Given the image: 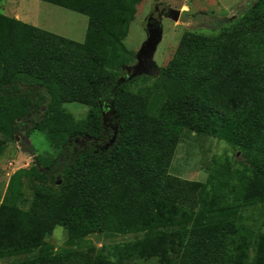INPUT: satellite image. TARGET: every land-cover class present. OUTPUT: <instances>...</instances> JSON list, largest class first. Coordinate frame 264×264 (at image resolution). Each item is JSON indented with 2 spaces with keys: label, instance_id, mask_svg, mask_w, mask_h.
<instances>
[{
  "label": "trees",
  "instance_id": "16d2710c",
  "mask_svg": "<svg viewBox=\"0 0 264 264\" xmlns=\"http://www.w3.org/2000/svg\"><path fill=\"white\" fill-rule=\"evenodd\" d=\"M40 1L87 16L88 28L79 43L0 13V156L21 119L58 150L12 175L0 204V259L51 251L46 239L63 227L68 246L95 234L144 233L73 250L65 264H264V231L218 220L264 205V0L215 35L186 31L159 68L157 93L128 90L147 75L117 86L136 59L124 39L142 0ZM109 90L117 135L106 148ZM70 103L90 107L87 117L76 119ZM185 131L226 142L241 167L216 163L205 182L171 175ZM79 138L91 142L75 150Z\"/></svg>",
  "mask_w": 264,
  "mask_h": 264
},
{
  "label": "rangeland",
  "instance_id": "374dc122",
  "mask_svg": "<svg viewBox=\"0 0 264 264\" xmlns=\"http://www.w3.org/2000/svg\"><path fill=\"white\" fill-rule=\"evenodd\" d=\"M257 0H142L136 6V14L131 22L124 44L131 53L137 54L148 38L147 27L152 18H160L163 27L162 40L153 55V65L147 78H139L130 83L128 90L139 93L151 89L157 93L156 78L159 68L166 67L173 58L179 42L186 31L211 36L219 29L227 26L231 19H238L245 14ZM181 11L178 22L165 16L168 9ZM0 13L14 17L22 15V21L36 25L38 28L82 43L85 40L88 17L71 10L58 7L40 0H0ZM15 18V17H14ZM137 59L127 66L133 67ZM126 75V71H125ZM124 75V76H125ZM26 81V80H25ZM112 91H107L102 103L105 114V124L108 139L105 145H110L112 132L115 131L114 114L110 113L109 102ZM154 96V95H153ZM76 119H85L90 107L78 103L64 106ZM40 115L36 116L38 118ZM30 120H18L14 137L4 138L5 148L0 156V204L7 192L8 184L13 174L30 169L38 157L50 160L58 156L47 139L44 131H29ZM91 142L88 138H79L72 147L77 150ZM239 155L226 142L203 134L185 131L177 145L170 163L171 175L188 181L205 182L208 174L216 163L230 164L233 168L238 164ZM64 156L59 157L63 162ZM27 173L20 175V185L27 197H31ZM233 218L258 231H264V205L254 204L220 219ZM197 224V223H196ZM189 226L195 225L190 222ZM177 228V227H172ZM140 234H114L107 236L95 234L84 239H76L71 246L67 245L68 234L63 227H56L52 235L46 239L52 246L51 251H25L0 259V264L13 261L36 259L38 264H65L73 250H86L91 247H102L115 243H123L140 238Z\"/></svg>",
  "mask_w": 264,
  "mask_h": 264
},
{
  "label": "water",
  "instance_id": "95a60500",
  "mask_svg": "<svg viewBox=\"0 0 264 264\" xmlns=\"http://www.w3.org/2000/svg\"><path fill=\"white\" fill-rule=\"evenodd\" d=\"M165 16L178 22L181 16V11L175 9H168ZM148 38L141 46L140 50L136 54L137 64L133 67L126 68V75L121 77L117 86L124 83L126 80H132L142 75H150V68L153 65V55L157 46L162 40L163 27L161 19L157 18L154 22H150L147 27ZM110 113L115 114L113 104L109 106ZM103 123L105 124V114L103 113ZM117 135V128H115V134L110 141L112 144ZM109 145H106V148ZM60 181L58 182V184Z\"/></svg>",
  "mask_w": 264,
  "mask_h": 264
},
{
  "label": "crops",
  "instance_id": "0c3cea01",
  "mask_svg": "<svg viewBox=\"0 0 264 264\" xmlns=\"http://www.w3.org/2000/svg\"><path fill=\"white\" fill-rule=\"evenodd\" d=\"M16 19H19V20H21L22 19V15L21 14H15V15H13ZM22 21V20H21ZM30 24V23H29ZM34 26H36V25H34Z\"/></svg>",
  "mask_w": 264,
  "mask_h": 264
},
{
  "label": "flooded vegetation",
  "instance_id": "af4514ba",
  "mask_svg": "<svg viewBox=\"0 0 264 264\" xmlns=\"http://www.w3.org/2000/svg\"><path fill=\"white\" fill-rule=\"evenodd\" d=\"M157 18H152V20L150 22H154Z\"/></svg>",
  "mask_w": 264,
  "mask_h": 264
}]
</instances>
